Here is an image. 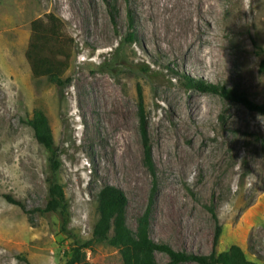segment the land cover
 <instances>
[{
  "label": "rangeland",
  "instance_id": "1",
  "mask_svg": "<svg viewBox=\"0 0 264 264\" xmlns=\"http://www.w3.org/2000/svg\"><path fill=\"white\" fill-rule=\"evenodd\" d=\"M155 5L118 0L116 24L105 0H0V264H67L70 244L92 237L105 184L126 192L127 221L137 229L153 185L143 159L139 87L158 167L151 237L210 254L214 211L223 228L218 252L238 244L250 260L264 262V114L187 85L188 78L220 84L264 104V0H224L215 21L219 44L210 53L202 43L209 53L199 56L178 49L163 26L158 33ZM129 8L135 42L126 40ZM50 13L63 22L64 41L53 45L69 64L63 89L36 78L27 57L33 21ZM38 108L60 150L57 179L70 202V233L57 214L30 215L7 199L28 210L47 203L48 152L26 122ZM86 255L84 264H124L108 243ZM156 259L170 262L160 251Z\"/></svg>",
  "mask_w": 264,
  "mask_h": 264
},
{
  "label": "trees",
  "instance_id": "2",
  "mask_svg": "<svg viewBox=\"0 0 264 264\" xmlns=\"http://www.w3.org/2000/svg\"><path fill=\"white\" fill-rule=\"evenodd\" d=\"M117 1L105 0L112 19L116 24V16L118 15ZM127 2H130V0H127ZM128 16L130 30L126 40L135 42L138 39L136 19L130 8L128 9ZM62 29V20L52 13L47 15L46 21L43 19L33 21V39L27 53L33 75L36 78L46 77L60 89L66 86L67 80L64 79V74L69 64L57 59V54H61L63 49L55 51L53 50V45L58 41H64L61 35ZM262 66L264 68V60ZM188 79L187 85L189 87L198 88L206 92H215L221 96L236 99L250 110L264 114V104L253 101L244 94L231 91L228 87L220 84L201 83L194 78ZM138 92L144 165L153 178V185L146 210L138 218L137 229H133L127 221L129 200L126 192L121 187L113 184L103 185L97 194L99 218L95 223L92 237L87 241L76 239L70 244L67 251V264L86 263V250L91 249L96 243H108L120 249L124 264H158L156 259V252L158 251L169 256V264H183L189 261L199 264H264V262L258 263L250 260L244 249L238 244H233L228 250L218 252L217 247L223 228L214 211L213 215L217 221V228L213 250L210 254H196L194 252L176 250L169 243L157 242L151 237V216L158 190V167L154 159L149 131V119L141 87H139ZM26 122L33 129L37 141L48 152L50 168V173L47 177L48 200L44 207L28 210L22 201L10 195L7 196V199L11 203L19 205L30 215L34 213L57 214L61 219L63 231L70 233L68 229L71 220L70 202L64 186L57 179V174L61 167L60 150L56 144L49 117L44 110L38 108L34 110L32 116Z\"/></svg>",
  "mask_w": 264,
  "mask_h": 264
},
{
  "label": "bare ground",
  "instance_id": "3",
  "mask_svg": "<svg viewBox=\"0 0 264 264\" xmlns=\"http://www.w3.org/2000/svg\"><path fill=\"white\" fill-rule=\"evenodd\" d=\"M223 2L224 0H156L153 11L157 19L158 33L160 32L161 25L168 32L169 39L178 49H191L194 55L199 56L202 51V53L207 52L205 47H203L204 50L201 49L200 45L203 43L209 44V52L213 53L215 45L219 42L218 38H220L219 36L217 37V32L219 33V31H217L215 21L218 15L220 16L221 14ZM98 84L100 83L98 82ZM92 85L94 86V84ZM95 87L97 88L98 86ZM109 100L111 101V99ZM103 101H105L104 98ZM108 103L110 104V102Z\"/></svg>",
  "mask_w": 264,
  "mask_h": 264
}]
</instances>
